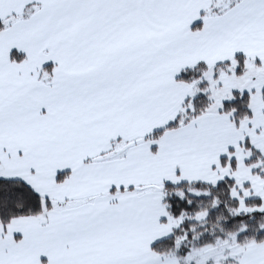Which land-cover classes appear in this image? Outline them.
Masks as SVG:
<instances>
[{"label":"snow or ice","instance_id":"6c2138e0","mask_svg":"<svg viewBox=\"0 0 264 264\" xmlns=\"http://www.w3.org/2000/svg\"><path fill=\"white\" fill-rule=\"evenodd\" d=\"M0 264H264V0H0Z\"/></svg>","mask_w":264,"mask_h":264}]
</instances>
